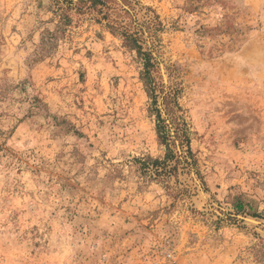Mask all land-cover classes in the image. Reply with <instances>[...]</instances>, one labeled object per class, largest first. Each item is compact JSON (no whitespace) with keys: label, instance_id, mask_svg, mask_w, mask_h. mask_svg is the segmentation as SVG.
I'll list each match as a JSON object with an SVG mask.
<instances>
[{"label":"rangeland","instance_id":"374dc122","mask_svg":"<svg viewBox=\"0 0 264 264\" xmlns=\"http://www.w3.org/2000/svg\"><path fill=\"white\" fill-rule=\"evenodd\" d=\"M66 8L0 0V264H264V0Z\"/></svg>","mask_w":264,"mask_h":264},{"label":"trees","instance_id":"16d2710c","mask_svg":"<svg viewBox=\"0 0 264 264\" xmlns=\"http://www.w3.org/2000/svg\"><path fill=\"white\" fill-rule=\"evenodd\" d=\"M56 1L65 2V4L67 5L66 10L74 8L75 12H77L78 14H83L90 11L96 13H102V7L105 5V3H107V1H111V0H76L75 3L73 2L74 0H56ZM125 11L128 12L127 10ZM61 18L63 19L62 21H64V23L70 21V17L65 12L61 13ZM101 18L107 19L106 26L110 29V31L121 35L124 45L132 50H135L137 56L142 62L143 70L141 71L140 77L144 84L146 93L151 98L150 110L154 112L156 117L155 129H156L157 137L159 142L164 144L167 149L165 156L168 157L173 155L171 151L172 149H170L169 141H168L170 136V129L165 124L164 122L165 120L162 119V117L160 116L159 110L155 106H153L156 103L155 94L153 92L154 86L151 84V79H150V69L153 66V62L151 61L152 57L150 56V53L147 50H143L140 30L130 31L123 26H119V23L114 20H111L107 13L102 14ZM171 99L172 98L168 95L164 97V104L167 111H172ZM179 131H180L179 128L176 126L174 128V135L177 139L181 138V134ZM183 141L184 140L180 139L181 144L183 143ZM154 162H159V160H154ZM166 171L169 172L170 170H165V172Z\"/></svg>","mask_w":264,"mask_h":264}]
</instances>
